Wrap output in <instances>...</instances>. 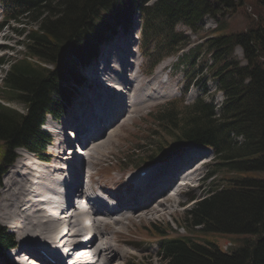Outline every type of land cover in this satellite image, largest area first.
I'll return each mask as SVG.
<instances>
[{"label":"trees","instance_id":"1","mask_svg":"<svg viewBox=\"0 0 264 264\" xmlns=\"http://www.w3.org/2000/svg\"><path fill=\"white\" fill-rule=\"evenodd\" d=\"M148 1L0 0L7 19H38L23 41L27 51L19 58L0 59V64L10 63L0 90L23 105L20 112L0 103V141L7 163L19 145L43 155L49 140L40 129L45 114L58 117L64 112L70 85L81 81L78 64L90 62L100 39L111 35L113 28L126 27L136 12L143 20L140 49L152 61L151 69L182 44V35L175 30L178 23L196 30L204 15L246 4L242 0H157L146 5ZM247 1L257 10V23L229 33L220 24L216 35L180 58L187 62L186 92L195 75L196 58L206 48L208 73L223 94L218 109L203 99L191 104L183 98L172 100L151 113L148 135L140 140L144 145L136 144L129 151L143 164L189 143L201 144L218 159L210 175L222 170L221 181L208 185L183 216L181 225L190 236H163L157 242L158 264H264V0ZM40 13H45L43 18ZM22 29L16 31L24 33ZM235 47L242 49L243 64L233 55ZM144 148V156L138 155ZM195 235L200 238H192ZM223 237L233 244L228 251L219 244ZM12 244V235L0 226V255Z\"/></svg>","mask_w":264,"mask_h":264},{"label":"bare ground","instance_id":"2","mask_svg":"<svg viewBox=\"0 0 264 264\" xmlns=\"http://www.w3.org/2000/svg\"><path fill=\"white\" fill-rule=\"evenodd\" d=\"M2 37L0 35V39ZM129 43L132 41L116 42L112 51L107 52L110 58L106 55L89 69L92 78L100 79L99 86L96 85L95 90H82V98L74 106L80 115L69 114L72 121L67 127L71 131L75 129L78 137L86 135L88 143L84 154L92 160L110 141L117 123L131 120L155 99L171 95V88L163 90L159 81L156 85H143L134 71L136 56ZM0 46H3L1 42ZM162 66L153 76H159ZM67 122L68 118L66 125ZM106 124L111 125L107 126V135ZM56 129L58 131L52 128L59 134L52 160L49 155L48 161L41 163L35 155L19 150L17 160L4 174V185L0 188V223L13 228L18 240L15 251L10 253V264H38V246L53 253L58 264H116L127 253L119 243L130 242L121 234L124 224L134 218L150 219L155 214L174 212L172 204L180 202L178 195L204 163H200L203 153L190 151L193 147H188L184 156L154 168L158 170L149 173L142 187L141 179L131 174L124 180L125 183L128 180V186L110 193L92 185L91 174L85 182V158L81 157L78 165L76 151L66 138V126ZM189 157L193 164L183 168ZM170 174L177 176L176 180ZM25 252L31 260L23 255Z\"/></svg>","mask_w":264,"mask_h":264},{"label":"rangeland","instance_id":"3","mask_svg":"<svg viewBox=\"0 0 264 264\" xmlns=\"http://www.w3.org/2000/svg\"><path fill=\"white\" fill-rule=\"evenodd\" d=\"M156 1L157 0H150L148 5H152ZM242 2L246 3L244 7L241 4L238 7L236 5L231 11L220 10L214 15H204L201 21L196 24L197 25L196 30H193L183 25L182 23H178L175 29L178 33L182 35L183 38L182 44L175 47L176 51L174 50L172 51V53L164 54L163 58L157 62L158 64H156V66L150 72H148L149 71L148 67L150 65L151 60L145 55H142L138 49L140 39L142 38L143 35L141 31L142 16L140 15V13L136 12L134 14L132 22L129 23L126 26V28L122 26L120 29L117 28L114 29V34H115L114 38L112 40H109V42H107L101 48L99 47L97 52L100 51V49L101 50L103 49L106 51V55H107V52L112 51L113 49L112 45L115 44L116 42L125 43L127 41H132V43H129V46H131V49L134 50V54L136 56L134 71L136 72V75L142 79L144 83L143 85H151V84L156 85L157 84L156 81H159L162 83L161 87L164 86L162 88L163 90L164 89L166 90L167 88H171V95L155 99V101H153L152 104H150L147 108L136 112L135 117L132 118L131 120L122 122L121 124L120 122L117 123L116 130L114 131V133H112V137L110 141H107L101 147L100 153L97 155L95 160L89 159L88 156L85 157V164L83 168V172H84L83 179L86 178L85 182L87 181L88 174H91V177L94 180L92 185H95L96 187L101 186L102 188L108 190V192L110 193H112L114 189L120 190L128 186L129 185V182H127L128 180L126 181V183L124 182V180L128 178L127 174L130 172V169H132V165L142 161L141 157H137L133 155L130 156L129 151L136 144H139L140 146L144 145L143 143L140 142V140L144 138L146 134L148 135L147 130L149 129V125H150L149 123L152 120L151 113L154 110L158 109L163 104L169 101L171 102L174 99L183 97L186 104H190L197 99H204L207 102H211L215 104L216 106L220 105L223 96L221 92L217 90L215 83L208 75L207 67L209 66L210 62L208 59V54L205 52V47L202 48L201 51L199 52V55L197 56L196 62L194 64V68L196 69V77L194 78V80H196V82L193 85H190V87L188 88L185 94H183L182 90L185 86L186 81L188 80V77L185 73V69L187 68L186 67L187 62H180V58H182L184 54L188 53L190 49L202 44L207 37L211 35H215L216 32H214L213 30L217 28L220 24L223 26L224 30L227 33H229V32L245 29L248 25L252 23H257L259 19V17L256 14L257 10L250 6L249 1L242 0ZM55 12H58V10H56ZM44 14L45 13L42 14L40 13L39 17L43 18ZM2 17H3L2 10L0 7V21H2ZM22 22L23 24L18 25L13 21H8L7 24H4L3 26L0 27V35L3 36L0 39V42L3 44V46H0V56H3L5 59H9V57H13V56L14 57L19 56L20 54L27 51L25 44H23V41L26 38L25 36L27 32L31 30L32 27L33 28L36 27V25L38 24V19L35 18L33 20L23 19ZM21 27H23L22 30H24V33L18 34L15 28L19 29ZM184 41L186 42L183 43ZM107 48L109 49L108 51ZM121 48L122 46H120V49ZM118 50L119 48L116 49V51ZM121 50L124 52V48ZM101 54H103V51L101 52ZM233 55L242 64L244 63L243 52L240 47L234 48ZM177 56H179V59L177 58ZM6 63L7 64L5 65H0V88L5 72L8 70L10 66L9 61H7ZM95 63L96 62H94L93 64ZM161 65L164 66H162L161 72L158 74L159 76L156 78L155 76H153L154 72ZM87 69H89V67ZM84 72H85L84 68H81L79 74L83 79H85V84L80 87L79 86L70 87L71 97L67 102L66 113L58 121L60 124H58L59 126H56V128L63 126L66 122V118H68L67 126H69L68 125L69 122L72 121L71 120L72 116L69 115L70 112H73L75 114L78 113L77 109L74 110L75 103L78 102L80 98H82L80 97L81 90H86V87L89 84L86 80V77L84 76ZM152 76L154 78H152ZM3 95L4 94L1 93L0 91V96ZM116 108H120V107L116 106ZM118 112H120V110H118ZM52 125H56V124L52 122L50 119H47L44 125V129H46L49 133L50 131H52V128L58 131V129H56L55 127H52L49 131V127ZM111 129L109 130V133ZM107 134H108V129L106 128L105 135ZM55 135L58 137L59 134L56 133ZM55 135L52 134V145L47 147V152H50L49 153L50 158L52 152H54V147H53L54 143L57 140ZM163 142L166 141L163 140ZM188 147H193L192 149H190V151L197 150L200 153H203V159L200 161V163L201 162L204 163L200 166V169L194 174L195 176L193 175L192 176L193 178L187 183L189 185L186 184L183 190L181 191V193L178 195L180 202L179 203L175 202L172 204L174 212H171V214H167L166 212L155 214L150 219L145 217L134 218L126 222L123 226L124 232H122L121 234L125 238L130 239V242L129 243L118 242L120 246L127 249V253L124 256V259L120 260L116 264H127V262H140V261L157 262V258L155 257L156 255V248L154 245L155 239L151 238L152 230L154 229L151 226L152 223L159 226L161 230L166 229L167 224L170 223L171 228L169 229L168 233L175 234L176 236H190V234H188L189 231H187L185 228L181 229L177 227L180 224V222L182 223V219L185 211L193 206L194 204V201H192L193 198H200L204 193L208 191L209 189L207 188L208 185L214 186L216 185V183L221 181L220 179L222 177L221 175L222 170H220V168H217L216 171L217 173H215V175H210V177L208 175L212 171H215L216 169L215 164H217L218 162L216 155L209 148H206L204 146L189 144L186 147H184L179 153L177 152L174 155L168 156L165 159L161 158L162 160H157L155 161L156 164H152L148 167L153 169L156 168L159 164L161 166V163L164 164L170 160L172 161L176 158H180L188 152ZM145 152L146 149L144 148V150L139 151L138 155ZM14 154L17 156L18 151H14ZM140 156H144V154H141ZM121 157L124 158V161L120 160ZM53 158L54 156L52 155L51 160ZM32 159L35 160L34 157ZM115 160H117L118 162H116ZM120 168L123 169V171H121ZM3 169H5V172L0 177V186H1L0 188H2L4 185V180H3L4 174L10 169V167L8 166L5 167L3 166V163L0 162V170ZM95 170L99 174H95L96 173ZM85 175L86 177H84ZM98 177L102 178V180H100ZM170 177L176 178V176L171 174ZM174 178L172 179L175 180ZM0 225L8 229L10 232L14 231L13 228L9 227L8 225H4L2 223H0ZM192 233L195 234L196 232H192ZM16 234H15V241L16 244L18 245ZM192 238L198 239L200 237L199 235H195ZM222 245H223L222 248L223 249L226 248L227 250L228 248L232 247V244L229 242H223ZM10 253H6V254L8 255ZM25 253H23V255ZM8 258L9 260L7 261V263H10L11 257Z\"/></svg>","mask_w":264,"mask_h":264}]
</instances>
